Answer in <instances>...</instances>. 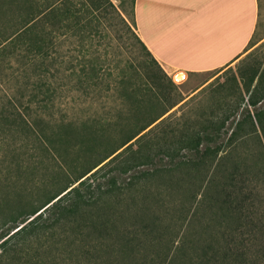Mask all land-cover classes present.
Returning <instances> with one entry per match:
<instances>
[{"label": "trees", "instance_id": "16d2710c", "mask_svg": "<svg viewBox=\"0 0 264 264\" xmlns=\"http://www.w3.org/2000/svg\"><path fill=\"white\" fill-rule=\"evenodd\" d=\"M101 9L157 62L112 0H0V264H261L264 69L109 142L100 119L58 115L68 92L96 87L97 59L78 72L74 52L95 51ZM150 70L120 74L137 121L141 103L167 96ZM156 151L167 160L152 166ZM101 170L129 176L88 190Z\"/></svg>", "mask_w": 264, "mask_h": 264}, {"label": "rangeland", "instance_id": "374dc122", "mask_svg": "<svg viewBox=\"0 0 264 264\" xmlns=\"http://www.w3.org/2000/svg\"><path fill=\"white\" fill-rule=\"evenodd\" d=\"M112 1L132 25V30L139 34L138 25L132 23L133 18L136 19V0ZM78 5L83 6L82 2ZM258 6L259 14L256 29L240 57L227 65L207 72L186 71L187 77L183 80H177L174 77L175 71L178 69L168 67L155 55L157 62L153 59V55L149 54V51L142 46L135 34L122 22L116 12L110 13L105 9L95 11L93 16L95 24L93 48L95 51H88L86 46L84 48H80V46L74 54H78L75 59L78 72H83L90 61L97 59L96 87L93 90L84 89L80 83L81 90L76 91V93L68 92L66 96H63L58 115L67 120L88 116L100 119L107 127L106 133L110 138L109 142L117 143L122 139L125 132L131 129L133 131L153 117L162 114L179 99H181L180 102L168 110L159 120L170 114H180L184 109L208 106L221 94L220 90L229 88L233 83L238 82L237 84L243 88L244 78L240 75V69L246 66L247 68L253 66L260 72L264 69V0H258ZM65 47L67 54L71 53L69 43H66ZM68 66L71 64L68 63ZM69 68L68 73L71 71V67ZM150 69L162 74L164 91L167 96L157 99L147 98L140 105L144 113H141L140 119L137 121L129 112L132 98L126 96L125 84L119 83L120 74L123 70L128 74L138 70L145 75L146 70ZM250 75L249 72L248 76ZM224 92H228V90ZM234 124L232 122L230 127ZM106 143L108 142L106 141ZM166 160L167 157L164 153L156 151L152 166L161 165ZM4 164L6 162H2L0 158V169ZM147 168L150 166L144 164L140 165L138 170ZM112 175L118 177L119 182L124 183L129 173H121L117 170L110 172L109 170H101L88 178L85 187L90 186L87 189L93 190L99 185L105 186ZM46 215H49L48 211L44 214V216ZM262 263L264 264V259H262Z\"/></svg>", "mask_w": 264, "mask_h": 264}, {"label": "crops", "instance_id": "0c3cea01", "mask_svg": "<svg viewBox=\"0 0 264 264\" xmlns=\"http://www.w3.org/2000/svg\"><path fill=\"white\" fill-rule=\"evenodd\" d=\"M139 34L170 68L207 72L241 56L258 22V0H136Z\"/></svg>", "mask_w": 264, "mask_h": 264}, {"label": "bare ground", "instance_id": "6f19581e", "mask_svg": "<svg viewBox=\"0 0 264 264\" xmlns=\"http://www.w3.org/2000/svg\"><path fill=\"white\" fill-rule=\"evenodd\" d=\"M174 77L177 80H183V79H185L187 77V74H186L185 71L179 69V70L175 71Z\"/></svg>", "mask_w": 264, "mask_h": 264}, {"label": "water", "instance_id": "95a60500", "mask_svg": "<svg viewBox=\"0 0 264 264\" xmlns=\"http://www.w3.org/2000/svg\"><path fill=\"white\" fill-rule=\"evenodd\" d=\"M155 123H156V122H155ZM21 224H23V223H21ZM21 224H20V225H21ZM18 226H19V225H18Z\"/></svg>", "mask_w": 264, "mask_h": 264}]
</instances>
